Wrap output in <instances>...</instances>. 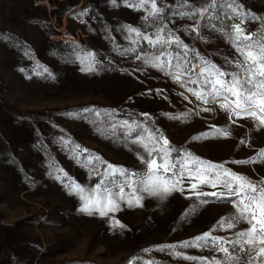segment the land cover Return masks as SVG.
<instances>
[{
    "label": "rangeland",
    "instance_id": "obj_1",
    "mask_svg": "<svg viewBox=\"0 0 264 264\" xmlns=\"http://www.w3.org/2000/svg\"><path fill=\"white\" fill-rule=\"evenodd\" d=\"M236 3L262 18L246 20L245 31H264V9L255 2L251 9L243 0ZM0 15V264H245L244 253L229 261L210 246L178 247L175 252L170 247L208 232L234 240L235 232L250 227L241 219L232 229L221 228L222 218L238 215L234 205L215 197H202L208 200L202 204L190 188L195 182L197 191H223L219 185L209 187L201 177L182 179L163 198L145 192L132 196L125 188V201L131 198L132 206L121 202L120 210L106 217L80 212L83 201L72 186L90 188L99 182L86 155L100 157L103 163H94L101 172L107 164L147 172L148 154L124 138L119 127L124 120L146 124L150 131L142 134L149 145L148 136L159 129L173 155L190 154L181 157L190 166L195 157L264 183V159L234 163L251 161L264 150V125L252 118L230 120L222 101L206 105L188 90L195 85L182 86L120 53L118 44L128 46L121 27L146 24L144 13L126 7L123 0L115 5L111 0H2ZM222 21L229 32L240 22L227 16ZM190 23L175 18L169 25L189 45V58L195 62L198 55L205 67L238 71L229 63L240 59L229 40L218 29L202 30L207 41L189 35L185 26ZM77 49L94 52L102 61L99 70L82 71ZM182 79L187 83L189 78ZM82 109L108 110L112 118L82 119ZM181 113L182 118H174ZM215 128L227 134L201 136ZM154 182L172 185L162 178ZM100 196L96 192L93 199ZM225 247L231 251L230 245Z\"/></svg>",
    "mask_w": 264,
    "mask_h": 264
},
{
    "label": "snow or ice",
    "instance_id": "obj_2",
    "mask_svg": "<svg viewBox=\"0 0 264 264\" xmlns=\"http://www.w3.org/2000/svg\"><path fill=\"white\" fill-rule=\"evenodd\" d=\"M111 2L115 5L121 0H111ZM123 3L133 10L142 11L146 24L143 27L132 25L121 27V31L125 33L124 41L128 46L121 47L118 44L117 50L120 53L131 55L136 60H142L144 65L172 76L182 86L195 85V87H188V90L196 96L197 100L206 105L222 101L220 107L230 113V120L233 116L252 118L264 125V31L247 33L242 27L246 20L262 18L243 12L236 0H211L210 4L201 5L192 4L191 0H176L171 4L166 3V0H123ZM224 16L240 21L231 25V32L223 26L222 17ZM175 18L191 21L185 26L188 34L201 36L205 41L209 37L203 36L202 30L218 29L229 40L240 58L229 60V63L234 64L238 71L227 72L215 64L205 67L198 55L195 56V62H193L189 58V53L192 51L189 45L184 43L176 31L169 26L175 23ZM112 39L115 38L112 37ZM76 51V59L81 64L82 71L96 72L99 70L102 61L96 59L94 52H80L79 49ZM207 63L206 60L203 61V64ZM185 76L189 78L187 83L182 79ZM203 111H211V109L205 108ZM143 115L146 118L148 116V114ZM184 115L181 113L174 118L179 119ZM90 116L106 117L110 120L112 113L101 109L81 110L82 119H89ZM119 127L125 130V139L139 143L147 152L148 158L145 163L148 170L145 173H136L107 164L101 172L94 163V161L103 163L100 157L86 155L84 159L91 165L92 172L99 177V182L90 188L82 185L72 186L75 194L83 201L78 209L80 212L89 215L98 213L100 217H106L109 213L119 211L121 202H127L129 207L132 206L131 198L125 201V188L132 190V196H135L137 192H145L163 198L174 191L182 179L201 177L202 182L207 186L216 188L219 185L224 190L220 192L197 191V184L192 182L190 188L200 203H208V200L201 199L202 197H215L217 200H226L233 204L237 210L238 215L222 218L219 221L220 227L232 229L241 219L247 221L250 227L235 232L236 239L234 240L212 236L210 232L204 233L194 240L183 242L180 245H171L172 251L175 252L178 247L210 246L218 252H223L229 261L237 259V253H244L245 264H264V183L253 182L245 176L237 175L225 169L223 164L216 165L195 157L192 158L195 163L188 165L181 157L190 156V154L177 152L173 155L175 150L165 147L169 141L162 138L159 129L152 131L148 136V140L152 142L149 145L142 134L150 131L146 124L124 120ZM110 128L115 133L117 124H111ZM137 130L139 132L133 136V132ZM222 134L226 135L227 130L215 128L214 132L203 133L201 136L206 138ZM241 143L244 141L242 140ZM76 147L79 149L78 145ZM83 151L87 152V150ZM141 159L144 160V157ZM258 159H264V150L251 161H234V163H254ZM205 176L209 177L206 181L203 180ZM154 178L156 180L162 178L165 184L171 181L172 185L164 187L154 182ZM232 180H238L241 183L234 186ZM96 192L101 193L98 200L93 199V194ZM85 193L88 195L85 196ZM136 202L139 203V200L137 199ZM115 224H119L121 228L124 227L119 221H115ZM225 245H230L231 251ZM176 254L179 255V253Z\"/></svg>",
    "mask_w": 264,
    "mask_h": 264
},
{
    "label": "built area",
    "instance_id": "obj_3",
    "mask_svg": "<svg viewBox=\"0 0 264 264\" xmlns=\"http://www.w3.org/2000/svg\"><path fill=\"white\" fill-rule=\"evenodd\" d=\"M252 2L259 4L261 8L264 9V0H243V3L245 4V6L250 9L252 8ZM1 23H2V19L0 15V26H1ZM248 33H252V32L248 31Z\"/></svg>",
    "mask_w": 264,
    "mask_h": 264
},
{
    "label": "crops",
    "instance_id": "obj_4",
    "mask_svg": "<svg viewBox=\"0 0 264 264\" xmlns=\"http://www.w3.org/2000/svg\"><path fill=\"white\" fill-rule=\"evenodd\" d=\"M1 11H2V0H0V14H1Z\"/></svg>",
    "mask_w": 264,
    "mask_h": 264
},
{
    "label": "trees",
    "instance_id": "obj_5",
    "mask_svg": "<svg viewBox=\"0 0 264 264\" xmlns=\"http://www.w3.org/2000/svg\"><path fill=\"white\" fill-rule=\"evenodd\" d=\"M113 67H115L114 65H112Z\"/></svg>",
    "mask_w": 264,
    "mask_h": 264
}]
</instances>
